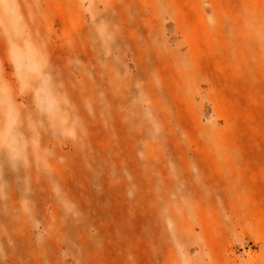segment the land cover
<instances>
[{"label":"rangeland","instance_id":"rangeland-1","mask_svg":"<svg viewBox=\"0 0 264 264\" xmlns=\"http://www.w3.org/2000/svg\"><path fill=\"white\" fill-rule=\"evenodd\" d=\"M0 264H264V0H0Z\"/></svg>","mask_w":264,"mask_h":264},{"label":"bare ground","instance_id":"bare-ground-1","mask_svg":"<svg viewBox=\"0 0 264 264\" xmlns=\"http://www.w3.org/2000/svg\"><path fill=\"white\" fill-rule=\"evenodd\" d=\"M26 4L25 3H23L22 4V9L24 10V11H26L27 10V8H26V6H25Z\"/></svg>","mask_w":264,"mask_h":264}]
</instances>
